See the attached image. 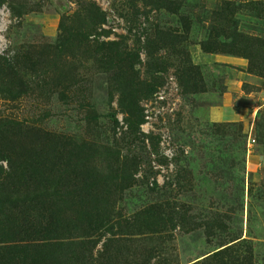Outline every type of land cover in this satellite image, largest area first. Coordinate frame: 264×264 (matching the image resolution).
I'll use <instances>...</instances> for the list:
<instances>
[{
  "label": "rangeland",
  "instance_id": "374dc122",
  "mask_svg": "<svg viewBox=\"0 0 264 264\" xmlns=\"http://www.w3.org/2000/svg\"><path fill=\"white\" fill-rule=\"evenodd\" d=\"M174 1V14L136 5L149 16L129 26L127 0H0V117L36 131L12 139L13 155L54 137L88 144V202L135 231L118 237L106 222L87 264L107 253L110 264H264V0ZM93 8L103 24L82 19ZM179 16L203 89L182 92L167 68L129 125L121 40L180 32ZM138 59L151 83L142 50Z\"/></svg>",
  "mask_w": 264,
  "mask_h": 264
},
{
  "label": "trees",
  "instance_id": "16d2710c",
  "mask_svg": "<svg viewBox=\"0 0 264 264\" xmlns=\"http://www.w3.org/2000/svg\"><path fill=\"white\" fill-rule=\"evenodd\" d=\"M126 3L132 11L121 14V19L129 26L137 23L138 16L147 22L149 11L138 12L136 5L173 14L178 10L174 0ZM82 19L92 26L104 23L103 13L97 8L83 10ZM178 21L180 32L154 28L150 37L143 35L142 41L135 40L131 45L121 40V113L129 125L141 122L137 102L161 85V74L167 68L172 69L182 92L203 89L199 69L189 61L182 46L188 32L186 19L179 16ZM102 43L111 52L115 41ZM141 50L145 73L152 74L151 83L141 80L133 69L136 63L140 64L137 58ZM28 129L31 130L0 117V155L6 161L5 167L0 166V264H87L93 249L92 235L106 222L117 227L118 237L135 231L129 222L121 226L119 212L88 202L93 173L88 144L54 137L39 149L31 148L14 156L12 139L31 135ZM18 143L17 140L14 144ZM60 196L66 202H58ZM108 254L112 255L100 254L98 264H110L105 261Z\"/></svg>",
  "mask_w": 264,
  "mask_h": 264
}]
</instances>
